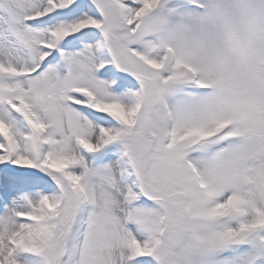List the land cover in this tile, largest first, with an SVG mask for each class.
Returning <instances> with one entry per match:
<instances>
[{"label": "snow or ice", "instance_id": "1", "mask_svg": "<svg viewBox=\"0 0 264 264\" xmlns=\"http://www.w3.org/2000/svg\"><path fill=\"white\" fill-rule=\"evenodd\" d=\"M0 264H264V0H0Z\"/></svg>", "mask_w": 264, "mask_h": 264}]
</instances>
